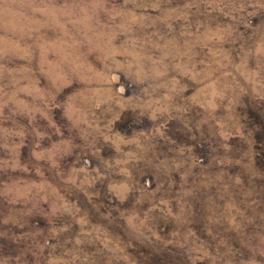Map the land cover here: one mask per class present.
<instances>
[{
  "label": "rangeland",
  "instance_id": "rangeland-1",
  "mask_svg": "<svg viewBox=\"0 0 264 264\" xmlns=\"http://www.w3.org/2000/svg\"><path fill=\"white\" fill-rule=\"evenodd\" d=\"M0 264H264V0H0Z\"/></svg>",
  "mask_w": 264,
  "mask_h": 264
}]
</instances>
